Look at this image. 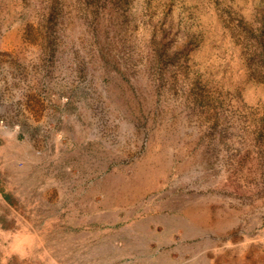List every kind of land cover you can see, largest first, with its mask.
<instances>
[{"label":"rangeland","instance_id":"374dc122","mask_svg":"<svg viewBox=\"0 0 264 264\" xmlns=\"http://www.w3.org/2000/svg\"><path fill=\"white\" fill-rule=\"evenodd\" d=\"M164 239L264 264V0H0V264Z\"/></svg>","mask_w":264,"mask_h":264},{"label":"crops","instance_id":"0c3cea01","mask_svg":"<svg viewBox=\"0 0 264 264\" xmlns=\"http://www.w3.org/2000/svg\"><path fill=\"white\" fill-rule=\"evenodd\" d=\"M98 214V213H96ZM126 241V240H124ZM152 239L149 238L147 239V242H142V241H138L135 244H137L138 246H144L146 247L148 250H152L150 248L151 244H152ZM156 242V241H155ZM176 242V240L174 239H164L163 241H158L159 246H161V244L163 246L168 247L169 249L168 251L166 249H164L162 252H153L152 254H150L147 258H143L141 256H133L132 254H127L126 256H121L119 257L115 263L116 264H192L191 259H185V257L183 256H178L176 257L175 255H172L173 252V248L172 245H174ZM126 245V243H125ZM156 250V247L154 248ZM160 250V249H159ZM157 251V250H156Z\"/></svg>","mask_w":264,"mask_h":264}]
</instances>
